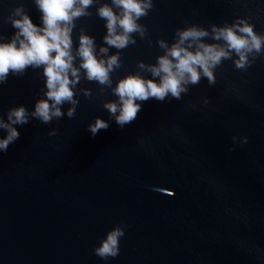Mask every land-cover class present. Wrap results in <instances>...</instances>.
Listing matches in <instances>:
<instances>
[{
    "label": "water",
    "instance_id": "95a60500",
    "mask_svg": "<svg viewBox=\"0 0 264 264\" xmlns=\"http://www.w3.org/2000/svg\"><path fill=\"white\" fill-rule=\"evenodd\" d=\"M104 4L113 6L94 0L74 21L72 52L83 34L98 59L118 56L110 86L89 81L77 57L78 103L45 124L31 116L46 99L43 67L0 84V117L7 122L20 106L29 113L14 126L19 139L0 151V264H264V50L244 69L231 53L214 69L215 84L202 77L180 99L137 101V118L123 127L105 107L119 104L120 80L153 79L138 65H156L165 54L158 42L171 47L177 30L196 26L209 33L201 42L223 46L213 26L244 20L264 36V0H152L138 21L145 36L132 34L136 43L123 50L104 42ZM21 6L43 26L35 0H0V43L11 42L9 17ZM97 119L108 128L93 136ZM117 226L125 232L119 255L103 260L94 248Z\"/></svg>",
    "mask_w": 264,
    "mask_h": 264
},
{
    "label": "clouds",
    "instance_id": "9594fccd",
    "mask_svg": "<svg viewBox=\"0 0 264 264\" xmlns=\"http://www.w3.org/2000/svg\"><path fill=\"white\" fill-rule=\"evenodd\" d=\"M42 13V27L33 23L24 8L17 7L9 21L15 32L11 42L0 43V84L6 83L8 76L23 75L31 67H43L46 78V99L39 100L33 118L48 124L53 118L63 116L61 106L64 103L77 104L74 100L73 87L79 82V69L74 67V60L79 57L80 68L85 70L89 81L111 85L110 73L119 68V57L111 56L107 60L98 59L95 52V41L92 37L81 35L76 56L73 55L72 32L74 21L82 16L90 15L86 10L93 5L94 0H35ZM113 6L104 4L98 9V15L106 21L107 35L104 42L109 47L118 50L135 44L132 34L145 36L146 29L138 21L147 16L152 9V0H112ZM213 39L224 41V45L205 44L201 42L209 33L196 26L185 30H177L178 39L169 45L160 40V48L165 54L157 58L156 65L138 66L150 72L153 79H144L139 75H130L119 81L114 94L119 97V104L109 103L105 107L115 116L116 123L123 127L133 122L141 110V104L150 98L164 101L169 94L180 99L182 93L188 91L187 85H197L202 77L209 84H215L214 69L223 60L231 58V53L238 56L235 61L238 69H244L248 63V55L255 52L260 55L264 50V36L254 31V26L244 20H239L233 26L217 28L213 26ZM3 39V37H0ZM108 48H101L100 53L106 55ZM75 78V79H73ZM155 78H159V82ZM119 112V115H116ZM75 108L68 111L72 118ZM29 113L23 106L9 111L7 122L0 117V130L7 132L5 138H0V151L6 152L9 145L19 139L20 133L15 125L29 122ZM108 124L97 119L89 126L93 136L100 130H106ZM55 135V132L51 133ZM125 235L123 227L117 226L111 230L106 239L101 240L99 247L94 248L95 254L103 260L119 255V242Z\"/></svg>",
    "mask_w": 264,
    "mask_h": 264
}]
</instances>
